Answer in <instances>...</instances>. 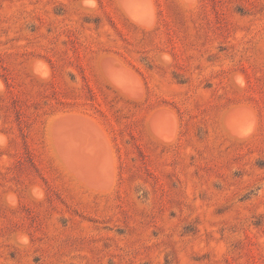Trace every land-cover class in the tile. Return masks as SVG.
<instances>
[{
    "label": "rangeland",
    "instance_id": "obj_1",
    "mask_svg": "<svg viewBox=\"0 0 264 264\" xmlns=\"http://www.w3.org/2000/svg\"><path fill=\"white\" fill-rule=\"evenodd\" d=\"M0 264H264V0H0Z\"/></svg>",
    "mask_w": 264,
    "mask_h": 264
},
{
    "label": "bare ground",
    "instance_id": "obj_2",
    "mask_svg": "<svg viewBox=\"0 0 264 264\" xmlns=\"http://www.w3.org/2000/svg\"><path fill=\"white\" fill-rule=\"evenodd\" d=\"M91 144V143H90ZM74 163V162H73Z\"/></svg>",
    "mask_w": 264,
    "mask_h": 264
}]
</instances>
